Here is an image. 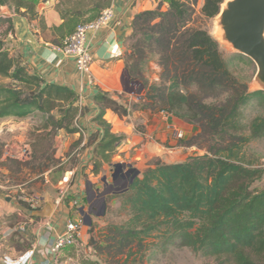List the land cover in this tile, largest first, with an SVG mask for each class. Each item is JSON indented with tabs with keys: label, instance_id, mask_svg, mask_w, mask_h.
<instances>
[{
	"label": "trees",
	"instance_id": "obj_1",
	"mask_svg": "<svg viewBox=\"0 0 264 264\" xmlns=\"http://www.w3.org/2000/svg\"><path fill=\"white\" fill-rule=\"evenodd\" d=\"M109 1L96 0L85 23L99 18ZM225 1L204 0L201 14L207 19L218 17ZM12 3L18 14L37 18L35 5L21 0H0V7ZM198 4L199 0H161L155 11L134 18L123 60L130 78L144 87L145 95L141 101L131 102L122 95L98 91L93 103L99 110L94 118L99 130L88 144L94 146L91 174L98 177L105 165L112 164L124 140L111 132L104 119L106 111L121 119L150 111L195 127V136L179 140L177 146L197 147L206 154L172 164L151 160L142 175L117 197L129 219L106 227L99 240L91 225L89 246L97 260L87 259L82 264H121L123 258L124 264L132 258L130 264H140L137 256L152 239L158 240L156 246L162 252L171 247L189 248L218 264H264V188L254 187L263 178L264 169L248 150L252 143L264 140V93L251 92L231 71L218 41L206 30L193 27ZM2 23L8 27L0 34V78L8 83L0 85V121L41 114L42 128L54 141L60 131L80 133L78 119L84 110L79 95L31 74L5 41L14 31L11 21L0 17ZM150 56L158 58L159 82L151 83L146 75ZM251 109L258 114L248 116ZM30 147L31 160L24 165L37 159ZM47 160L50 163L41 173L57 166L54 157ZM100 256L107 259L100 261Z\"/></svg>",
	"mask_w": 264,
	"mask_h": 264
},
{
	"label": "crops",
	"instance_id": "obj_2",
	"mask_svg": "<svg viewBox=\"0 0 264 264\" xmlns=\"http://www.w3.org/2000/svg\"><path fill=\"white\" fill-rule=\"evenodd\" d=\"M21 1L35 5L37 18L31 20L28 15L18 14L13 5L0 7V17L9 19L14 28L5 37L7 46L11 54L22 58L31 74L39 75L49 84L68 87L79 95V105L84 112L78 119V125L83 132L67 134L60 131L55 137V158H62L61 166L73 156L79 159L77 165L67 170L66 175L74 178L66 195L61 190L62 180L58 184L49 180L48 175L54 169L28 181L17 182L9 168L1 165L0 264H58L59 256L53 255L50 248L56 238L65 232L67 222L76 218L72 203L75 200L83 203L85 188L90 183L88 179L79 181V175L88 173L93 176L94 146L88 143L99 130L94 122L99 110L93 98L98 91L112 96L122 95L131 102H139L145 95L144 87L132 80L126 71L123 55L126 41L132 35L134 18L143 12L155 11L161 0L109 1L105 9L114 10V21L99 31L89 33L87 38L94 57L93 82L81 75L74 61L66 58L57 47L63 45L77 25L91 17L96 0ZM163 9H167L165 2ZM20 11L26 12L24 8ZM62 14L66 17L63 18ZM3 26L7 28L8 23H3ZM104 119L114 135L125 139L118 147L119 155L131 158L136 153L133 161L138 163L139 176L153 159L159 158L168 164L178 163L172 162L167 153L170 150L165 148L164 142L167 137L176 142L175 133L169 130L177 126L184 128L185 123L163 113L149 111L134 112L124 119L106 111ZM138 124L144 127L140 128ZM6 130L11 143L20 149L19 143H23L20 139L26 134V123L23 120L15 122L13 118L0 121V136ZM113 164L105 165L103 169ZM43 176L46 183L43 187L40 184L42 190L39 191L33 182ZM34 201L37 203L35 207L32 206Z\"/></svg>",
	"mask_w": 264,
	"mask_h": 264
},
{
	"label": "rangeland",
	"instance_id": "obj_3",
	"mask_svg": "<svg viewBox=\"0 0 264 264\" xmlns=\"http://www.w3.org/2000/svg\"><path fill=\"white\" fill-rule=\"evenodd\" d=\"M203 3L204 0H199V4L196 6L195 16L192 23L193 27L206 30L210 35H212L213 38L218 41L220 51L223 54L225 60L228 62L231 71L238 79L248 85L251 92H254L255 89L253 83L257 74L256 65L248 58L235 53L232 49L221 42V40L217 36L218 17L214 19L205 18L201 14ZM11 5L15 6V3H12ZM5 29L6 27L3 26V23L0 24V34H2ZM237 57H243L244 59L249 60L252 64H246ZM157 62V56H150V64L146 70V75L151 83L159 82L161 69L158 67ZM7 83V80L0 78V85H5ZM257 114L258 112L253 109L247 111V115L250 117ZM14 120L15 122H19V120L17 119ZM23 121L26 123V134H24V139L21 138L20 140H22V142L24 143L28 142L29 145L33 146L37 159L36 161H31V164L26 165H24L23 163H21L23 165L18 164V162L14 163L13 161H7L3 163L6 167L8 166L10 168L12 177L15 179V181L25 182L29 179H33L35 176L42 175L43 173L40 172L41 168L44 165L50 163L47 159H52L54 157V159L58 163L56 168H54V171L48 175L50 182L58 184L65 178H69L71 182L74 176L72 178V176L66 175L67 170L77 165L79 159L76 156H73L68 159V162L66 164L61 166L62 158H55V154L57 151L55 141L53 140V137L49 135V132L42 128L44 125V115L37 114L36 116H31L27 119H24ZM138 125H140V128L144 127L142 124ZM10 126L11 125H9V127ZM139 127L137 128L139 129ZM169 131L171 133H175L176 139V142H173L170 138L167 137V139L165 140L166 142H164L165 148H169L170 150V152L167 153H169L172 162H183L191 156H202L206 154L205 150L199 149L197 147H177L179 140L184 139L185 141H189L192 137L195 136V127L185 124L184 128L177 126L175 129L173 128ZM6 132L7 130L5 131V133H3L2 136H0L1 155L6 150V145L8 144V142V145L12 144L11 138L8 137L9 133L7 134ZM57 134H55L54 137L57 136ZM120 145L118 147H120ZM248 150L249 156H252L254 159L259 160L264 169V140L252 143ZM119 154L120 153L117 149L116 155L114 156L112 162V164H114L110 167L108 166L106 169H103L100 176L94 177L90 176L88 173L79 175V181L88 179L91 183H88L85 188V198L83 199L82 204L79 203V208L81 212H83L82 214L85 217V221L88 222V219H86L88 216L92 222V225H94L93 235L97 240L101 238L102 233L105 232L104 229H106V227H108L109 225H121L129 219V212L121 208V200L117 197L126 192L128 186L130 185V182L134 177L135 172L138 171L139 167H137L138 163L133 161L134 155L136 153H133V156H131V158L125 157V154ZM118 156H121V158H118ZM129 163H131V165ZM116 165H119V167H115ZM48 171L49 170H45V172ZM33 183L35 185L37 184V190L41 191L42 188L40 189V184L42 185V187L45 186V177H39ZM254 187L260 190L264 188V176L260 181L254 184ZM75 211L76 218L74 219H78L80 213H78L77 210ZM90 229L91 226L84 229L85 235L79 245L71 249H65L58 255V264H82V261L87 259L94 261L97 260L96 252H94L93 247L89 246L91 237ZM157 243L158 240H148L146 243L148 247H146V249L137 256V262H139L140 264H218L214 259L205 258L200 254L194 253L189 248L171 247L166 252H162L156 246ZM106 259V256L99 257L100 261ZM124 260L125 259L123 258L120 263L124 264ZM132 261L133 258L130 260L129 264L132 263Z\"/></svg>",
	"mask_w": 264,
	"mask_h": 264
},
{
	"label": "built area",
	"instance_id": "obj_4",
	"mask_svg": "<svg viewBox=\"0 0 264 264\" xmlns=\"http://www.w3.org/2000/svg\"><path fill=\"white\" fill-rule=\"evenodd\" d=\"M115 19V13L112 8L105 9L99 18L92 22L81 23L77 25L75 31L65 39L63 45L57 47V50L61 52L66 58L74 61L77 71L87 77L90 82H93L92 67L94 63V57L87 45V38L89 33L99 31L103 27L109 25ZM174 128V127H173ZM82 133L83 130L80 129ZM17 148L13 144L6 145V150L0 157V173L1 165L9 160H16L22 163H26L31 160L32 150L28 143H21ZM61 190L63 195L68 192V186L70 185V179L65 178L61 181ZM32 206H37V203L32 202ZM75 210L78 211V219H71L67 222L66 230L59 235L52 244L50 251L53 255H59L65 249L69 247H76L83 240L85 235L84 229L85 217L83 212L79 208V201L75 200L72 203Z\"/></svg>",
	"mask_w": 264,
	"mask_h": 264
},
{
	"label": "water",
	"instance_id": "obj_5",
	"mask_svg": "<svg viewBox=\"0 0 264 264\" xmlns=\"http://www.w3.org/2000/svg\"><path fill=\"white\" fill-rule=\"evenodd\" d=\"M217 34L224 45L256 65L254 89L264 93V0H227L217 18ZM139 175L136 171L132 181Z\"/></svg>",
	"mask_w": 264,
	"mask_h": 264
},
{
	"label": "bare ground",
	"instance_id": "obj_6",
	"mask_svg": "<svg viewBox=\"0 0 264 264\" xmlns=\"http://www.w3.org/2000/svg\"><path fill=\"white\" fill-rule=\"evenodd\" d=\"M217 36L220 37L219 34Z\"/></svg>",
	"mask_w": 264,
	"mask_h": 264
}]
</instances>
